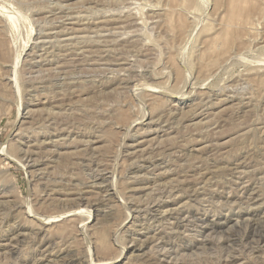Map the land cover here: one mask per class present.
I'll use <instances>...</instances> for the list:
<instances>
[{
	"label": "rangeland",
	"instance_id": "1",
	"mask_svg": "<svg viewBox=\"0 0 264 264\" xmlns=\"http://www.w3.org/2000/svg\"><path fill=\"white\" fill-rule=\"evenodd\" d=\"M0 14V264H264V0Z\"/></svg>",
	"mask_w": 264,
	"mask_h": 264
},
{
	"label": "bare ground",
	"instance_id": "2",
	"mask_svg": "<svg viewBox=\"0 0 264 264\" xmlns=\"http://www.w3.org/2000/svg\"><path fill=\"white\" fill-rule=\"evenodd\" d=\"M129 4V3H128ZM150 9V8H149ZM126 10V9H125ZM49 12V11H48ZM107 12V11H106ZM133 12V11H132ZM145 12V11H144ZM112 13V12H111ZM143 13V12H142ZM81 14V13H80ZM90 14V13H89ZM88 14V15H89ZM96 14V13H95ZM128 14V13H127ZM144 14V13H143ZM1 15V14H0ZM77 15H78V13H77ZM92 15V14H91ZM111 15V14H110ZM68 16V15H67ZM103 16H104V14H103ZM113 16V15H112ZM65 18H66V16H65ZM64 19V18H63ZM69 19V18H68ZM159 19V18H158ZM85 20V19H84ZM160 20V19H159ZM164 21V20H163ZM130 22V21H129ZM52 23V22H51ZM50 24V23H49ZM135 24V23H134ZM54 25V24H53ZM87 25V24H86ZM97 25V24H96ZM139 25V24H138ZM52 26V25H51ZM54 29V28H53ZM97 29V28H96ZM136 29V28H135ZM47 32V31H46ZM54 36V35H53ZM50 37V36H49ZM76 38V37H75ZM131 38V37H130ZM55 40V39H54ZM89 41V40H88ZM46 43V42H45ZM81 43V42H80ZM67 44V43H66ZM72 46V45H71ZM136 46V45H135ZM64 47H66V46H64ZM134 47V46H133ZM43 48V47H42ZM36 49V48H35ZM218 49V48H217ZM68 50V49H67ZM48 52V51H47ZM78 52V51H77ZM134 53V52H133ZM132 53V54H133ZM46 55V54H45ZM90 55V54H89ZM134 55V54H133ZM74 56V55H73ZM88 56V55H87ZM209 57H210V55H209ZM75 58V57H74ZM81 58V57H80ZM207 58V57H206ZM44 59V58H43ZM65 59V58H64ZM88 59V58H87ZM91 59V58H90ZM48 60V59H47ZM208 60V59H207ZM261 61V60H260ZM70 62V61H69ZM87 63H89V62H87ZM86 63V64H87ZM255 63V62H254ZM48 64V63H47ZM201 66V65H200ZM255 66V65H254ZM74 67V66H73ZM77 68V67H76ZM258 68H260V67H258ZM257 68V69H258ZM173 69V68H172ZM263 70V69H262ZM179 71V70H178ZM122 72V71H121ZM175 73H177V72H175ZM55 76V75H54ZM80 78V77H79ZM156 78V77H155ZM241 78V77H240ZM243 79V78H242ZM51 80V79H50ZM64 80V79H63ZM120 81V80H119ZM122 82V81H121ZM58 83V82H57ZM65 83V82H64ZM71 83V82H70ZM75 83V82H74ZM67 84V83H66ZM33 85V84H32ZM76 86V85H75ZM126 87V86H125ZM124 87V88H125ZM156 87V86H155ZM150 88V87H149ZM31 89V88H30ZM160 89V88H159ZM154 90V89H153ZM70 91V90H69ZM121 91V90H120ZM137 91V90H136ZM125 92V91H124ZM213 93V92H212ZM170 94V93H169ZM180 94H181V92H180ZM154 97V96H153ZM237 97V96H236ZM151 98H152V96H151ZM208 100V99H207ZM202 102V101H201ZM155 104V103H154ZM159 106V105H158ZM157 106V107H158ZM211 106V105H210ZM241 106V105H240ZM248 106V105H247ZM156 107V108H157ZM154 109V108H153ZM49 119V118H48ZM161 121V120H160ZM49 122V121H48ZM163 122H165V121H163ZM162 122V123H163ZM48 124V123H47ZM50 124V123H49ZM152 124V123H151ZM170 124V123H169ZM179 147V146H178ZM158 150V149H157ZM7 153V152H6ZM161 154H162V152H161ZM6 155H9V154H6ZM142 156V155H141ZM8 157V156H7ZM6 157V158H7ZM135 157V156H134ZM250 157V156H249ZM23 158V157H22ZM92 158V157H91ZM99 158V157H98ZM222 159V158H221ZM38 160H40V159H38ZM33 161V160H32ZM252 161V160H251ZM35 162H37V161H35ZM99 162V161H98ZM242 162V161H241ZM87 163V162H86ZM36 164H33V166L32 167H34ZM92 165V164H91ZM131 165V164H130ZM217 165V164H216ZM23 166H24V164H23ZM138 166V165H137ZM221 166V165H220ZM84 167V166H83ZM101 168V167H100ZM221 168V167H220ZM96 169H97V167H96ZM188 169V168H187ZM87 170H89V169H87ZM98 170V169H97ZM101 170V169H100ZM99 170V171H100ZM96 172V171H95ZM104 172V171H103ZM197 172V171H196ZM245 174V173H244ZM35 175V174H34ZM187 175V174H186ZM195 175V174H194ZM243 175V174H242ZM193 176V175H192ZM246 176V175H245ZM71 177V176H70ZM222 177V176H221ZM228 177V176H227ZM74 178V177H73ZM194 178V177H193ZM238 178V177H237ZM69 179V178H68ZM51 181V180H50ZM181 181V180H180ZM202 181V180H201ZM139 182V181H138ZM236 182V181H235ZM239 182V181H238ZM251 182V181H250ZM242 183V182H241ZM73 184V183H72ZM175 184V183H174ZM175 185H177V184H175ZM180 185V184H179ZM208 185V184H207ZM221 185V184H220ZM49 186V185H48ZM169 186V185H168ZM256 186V185H255ZM261 186V185H260ZM232 187V186H231ZM257 187V186H256ZM65 189H66V187H65ZM189 189V188H188ZM194 189V188H193ZM202 189V188H201ZM206 190V189H205ZM54 191V190H53ZM68 191V190H67ZM164 191V190H163ZM169 192H170V190H168ZM192 192V191H191ZM199 192V191H198ZM71 193V192H70ZM155 193V192H154ZM153 193V194H154ZM206 193V192H205ZM231 193V192H230ZM189 194V193H188ZM218 194V193H217ZM231 196V195H230ZM228 197V196H227ZM197 198V197H196ZM199 198V197H198ZM80 200H82V198L80 199ZM135 200V199H134ZM151 200H152V198H151ZM160 200V199H159ZM104 201V200H103ZM124 201V200H123ZM141 201V200H140ZM41 202V201H40ZM112 202V201H111ZM114 202V201H113ZM195 202V201H194ZM207 202H209V201H207ZM81 203V202H80ZM125 203V202H124ZM149 203V202H148ZM147 203V204H148ZM199 203V202H198ZM79 204V203H78ZM99 204H103V202H100ZM145 204V203H144ZM155 204V203H154ZM158 204V203H157ZM160 204V203H159ZM76 205V204H75ZM109 205V204H108ZM108 205H105L106 206V208H107V213H105V220L107 219V218H110L113 214H114V212L112 211V209L108 206ZM132 205V204H131ZM239 205V204H238ZM52 206V205H51ZM78 206V205H77ZM98 207V206H97ZM154 207H159V206H157V205H155ZM88 208V207H87ZM144 208V207H143ZM146 208V207H145ZM136 209V208H135ZM140 209H142V208H140ZM158 209V208H157ZM194 209V208H193ZM153 210H154V208H153ZM177 210V209H176ZM78 211H79V213H80V209H76V210H74V211H70V212H68V214L70 213V216H79V213H78ZM135 211V210H134ZM137 211V210H136ZM171 211V210H170ZM83 212V211H82ZM98 212V211H97ZM103 213L105 212L104 210L102 211ZM158 212V211H157ZM169 212V211H168ZM78 213V214H77ZM148 213V212H147ZM178 213V212H177ZM67 214V215H68ZM75 214V215H74ZM82 214V213H81ZM169 214V213H168ZM34 215H39V214H34ZM61 215H65V213H61ZM88 216H87V220H89L90 219V213L89 214H87ZM139 215V214H138ZM42 216V218H43V224L44 225H51V224H53V223H55V222H59V221H57L56 219H58L59 217H61V216H52V215H41ZM69 216V217H70ZM35 217V216H34ZM84 217V216H83ZM186 217V216H185ZM247 217V216H246ZM71 218V217H70ZM144 218V217H143ZM196 218V217H195ZM251 218V217H250ZM38 219V218H37ZM53 219H55L56 221H53ZM62 219V218H61ZM75 219V218H74ZM104 219V218H103ZM180 219V218H179ZM200 219V218H199ZM100 220V219H99ZM109 220V219H108ZM127 220V219H126ZM166 220V219H165ZM193 220V219H192ZM195 220V219H194ZM40 221V220H39ZM47 221V222H46ZM98 221V220H97ZM144 221V220H143ZM199 221H201V220H199ZM42 222V221H41ZM108 222V221H107ZM125 222V221H124ZM103 223V222H102ZM160 224V223H159ZM180 224V223H179ZM70 225V224H69ZM105 225V224H104ZM121 225H123V224H121ZM173 225V224H172ZM261 225V224H260ZM64 226V225H63ZM248 226H251V225H249L248 224ZM247 226V227H248ZM257 226H259V224L257 225ZM94 227V226H93ZM180 227V226H179ZM194 227V226H193ZM247 227H246V229H247ZM262 227V226H261ZM264 227V226H263ZM69 228H71V226L69 227ZM94 230V229H93ZM174 230V229H173ZM83 232H85L84 230H82ZM240 231V230H239ZM238 231V232H239ZM249 232H248V234H249V236L251 237V238H254V239H256V241H255V243L256 244H264V229L263 230H259L258 229V227L257 228H252V229H249L248 230ZM81 233V232H80ZM92 233V232H91ZM90 233V234H91ZM83 234V233H82ZM184 234V233H183ZM97 235V234H96ZM230 236V235H229ZM225 237H227V239H226V241H231L230 239H229V237H228V235L227 236H225ZM231 237V236H230ZM233 237V236H232ZM87 238V237H86ZM160 238V237H159ZM184 238V237H183ZM234 239V238H233ZM95 240V239H94ZM93 240V241H94ZM99 240V239H98ZM193 240V239H192ZM224 240V239H223ZM236 241V240H235ZM235 241H232L233 243L235 242ZM249 241V240H248ZM251 241H253V240H251ZM133 242V241H132ZM138 242V241H137ZM216 242V241H215ZM98 243V242H97ZM104 243V242H103ZM231 243V242H230ZM59 244V243H58ZM61 244V243H60ZM59 244V245H60ZM96 244V243H95ZM105 244V243H104ZM229 244V243H228ZM227 244V245H228ZM83 245V244H82ZM111 245V244H110ZM216 245V244H215ZM219 245V244H218ZM248 245H250L249 243H248ZM253 245V244H252ZM51 246V245H50ZM53 246V245H52ZM51 246V247H52ZM101 246V245H100ZM83 247V246H82ZM94 247H95V245H94ZM97 247V246H96ZM95 247V248H96ZM99 247V246H98ZM97 247V248H98ZM109 247V246H108ZM141 247V246H140ZM221 247H222V245H221ZM224 247V246H223ZM227 247V246H226ZM241 247V246H240ZM243 247V246H242ZM245 247H248V246H246L245 245ZM250 247V246H249ZM252 248V247H251ZM102 249V248H101ZM100 249V250H101ZM104 250H105V248H103ZM107 249V248H106ZM108 249H110V248H108ZM108 249H107V251H108ZM112 249V248H111ZM134 249L135 250H138L139 251V248H135L134 247ZM166 249V248H165ZM248 249V248H247ZM254 249V248H253ZM53 250V249H52ZM56 250V249H55ZM62 250V249H61ZM66 250V249H65ZM74 250V249H73ZM99 250V251H100ZM158 250V249H157ZM249 250V249H248ZM255 250V249H254ZM261 250V249H260ZM81 251V250H80ZM95 251V250H94ZM97 251V250H96ZM106 251V250H105ZM250 251H253L252 249L250 250ZM70 252V251H69ZM77 252H79V251H77ZM122 252V251H121ZM160 252V251H159ZM225 252V251H224ZM96 253H98V251L96 252ZM95 253V254H96ZM101 252H99V254H100ZM105 253V252H104ZM107 253V255H108V252H106ZM105 253V254H106ZM69 254V253H68ZM72 254V253H71ZM122 254V253H121ZM52 255V254H51ZM70 255V254H69ZM92 255V254H91ZM183 255V254H182ZM254 255V254H253ZM80 256V255H79ZM78 256V257H79ZM121 255H120V253H119V255H118V257L117 258H119ZM62 258H64V257H62ZM75 258H77L76 256H75ZM93 258V257H92ZM229 258V257H228ZM151 259H153V258H151ZM264 258H262V260H263ZM67 260V259H66ZM110 260V259H109ZM108 260V261H109ZM190 260V259H189ZM74 261V257L73 256H70L69 258H68V261L66 262V264H71L72 262ZM76 261V260H75ZM112 261H114V259L112 260ZM111 261V262H112ZM187 261V260H186ZM226 261L227 262H229L230 264H232L233 263V261H234V258L233 259H229V260H227L226 259ZM38 262V261H37ZM49 262V261H48ZM51 262H52V260H51ZM77 262V261H76ZM79 262V261H78ZM192 262V261H191ZM203 262V261H202ZM226 262V263H227ZM260 262V261H259ZM79 263H81V262H79ZM104 263V262H103ZM198 263V262H197ZM37 264H39V263H37ZM64 264V263H63ZM97 264H99V263H97ZM102 264V263H101ZM107 264H110V263H107ZM190 264V263H189ZM220 264V263H219ZM224 264V263H223ZM228 264V263H227Z\"/></svg>",
	"mask_w": 264,
	"mask_h": 264
}]
</instances>
